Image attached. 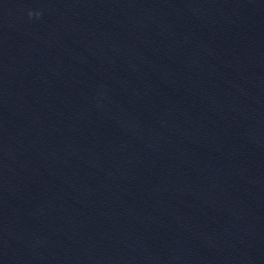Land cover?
I'll list each match as a JSON object with an SVG mask.
<instances>
[{"label": "clouds", "instance_id": "9594fccd", "mask_svg": "<svg viewBox=\"0 0 264 264\" xmlns=\"http://www.w3.org/2000/svg\"><path fill=\"white\" fill-rule=\"evenodd\" d=\"M31 15V14H30Z\"/></svg>", "mask_w": 264, "mask_h": 264}]
</instances>
